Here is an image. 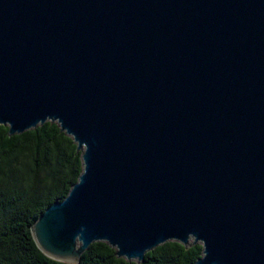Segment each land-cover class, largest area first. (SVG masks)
Returning <instances> with one entry per match:
<instances>
[{"label": "water", "instance_id": "obj_1", "mask_svg": "<svg viewBox=\"0 0 264 264\" xmlns=\"http://www.w3.org/2000/svg\"><path fill=\"white\" fill-rule=\"evenodd\" d=\"M48 120L83 161L32 226L48 256L264 264V0H0V124Z\"/></svg>", "mask_w": 264, "mask_h": 264}, {"label": "trees", "instance_id": "obj_2", "mask_svg": "<svg viewBox=\"0 0 264 264\" xmlns=\"http://www.w3.org/2000/svg\"><path fill=\"white\" fill-rule=\"evenodd\" d=\"M0 124V264H192L203 255L202 243L172 240L146 252L137 262L96 241L78 263L48 256L33 237L32 226L56 200H63L83 171L82 151L56 121L9 134Z\"/></svg>", "mask_w": 264, "mask_h": 264}, {"label": "rangeland", "instance_id": "obj_3", "mask_svg": "<svg viewBox=\"0 0 264 264\" xmlns=\"http://www.w3.org/2000/svg\"><path fill=\"white\" fill-rule=\"evenodd\" d=\"M192 241V240H191Z\"/></svg>", "mask_w": 264, "mask_h": 264}]
</instances>
